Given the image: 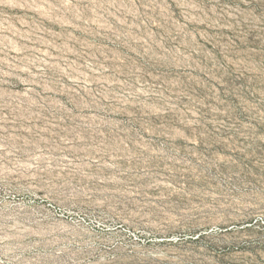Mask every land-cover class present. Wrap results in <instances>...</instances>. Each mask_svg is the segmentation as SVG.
I'll return each instance as SVG.
<instances>
[{"label":"rangeland","instance_id":"rangeland-1","mask_svg":"<svg viewBox=\"0 0 264 264\" xmlns=\"http://www.w3.org/2000/svg\"><path fill=\"white\" fill-rule=\"evenodd\" d=\"M0 264H264V0H0Z\"/></svg>","mask_w":264,"mask_h":264},{"label":"bare ground","instance_id":"bare-ground-1","mask_svg":"<svg viewBox=\"0 0 264 264\" xmlns=\"http://www.w3.org/2000/svg\"><path fill=\"white\" fill-rule=\"evenodd\" d=\"M248 223H249V222H248ZM230 226H231V225H230ZM238 226H239V225H238ZM215 227H217V228H221V229H222V228H223V229H226L225 227H222L221 225H218V224H215ZM257 227H258V226H257ZM205 228H206V227H205ZM243 228H244V227H243ZM223 229H222V230H223ZM231 230H232V229H231ZM228 231H229V230H228ZM231 233H232V232H231Z\"/></svg>","mask_w":264,"mask_h":264}]
</instances>
